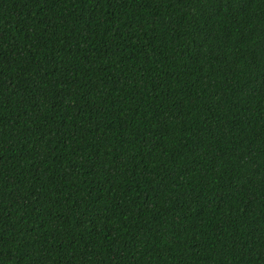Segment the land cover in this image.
I'll use <instances>...</instances> for the list:
<instances>
[{"label": "trees", "instance_id": "trees-1", "mask_svg": "<svg viewBox=\"0 0 264 264\" xmlns=\"http://www.w3.org/2000/svg\"><path fill=\"white\" fill-rule=\"evenodd\" d=\"M0 264H264V0H0Z\"/></svg>", "mask_w": 264, "mask_h": 264}]
</instances>
